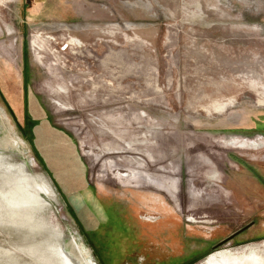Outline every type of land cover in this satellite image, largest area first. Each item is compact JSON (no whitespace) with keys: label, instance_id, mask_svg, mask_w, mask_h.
<instances>
[{"label":"rangeland","instance_id":"1","mask_svg":"<svg viewBox=\"0 0 264 264\" xmlns=\"http://www.w3.org/2000/svg\"><path fill=\"white\" fill-rule=\"evenodd\" d=\"M219 251L264 259V0H0V264Z\"/></svg>","mask_w":264,"mask_h":264},{"label":"bare ground","instance_id":"2","mask_svg":"<svg viewBox=\"0 0 264 264\" xmlns=\"http://www.w3.org/2000/svg\"><path fill=\"white\" fill-rule=\"evenodd\" d=\"M41 188L45 191L51 189L48 183L44 184ZM28 199L30 200L31 197H28ZM205 264H264V259L254 254H251V256L247 258L236 256L231 251H219L211 254L205 261Z\"/></svg>","mask_w":264,"mask_h":264},{"label":"flooded vegetation","instance_id":"3","mask_svg":"<svg viewBox=\"0 0 264 264\" xmlns=\"http://www.w3.org/2000/svg\"><path fill=\"white\" fill-rule=\"evenodd\" d=\"M98 217L100 218V222H101V223H99V221H98V223L102 224V226H104L105 223L110 222V226H109L110 228L114 227L115 228L114 230L118 229V231H121V228L124 229L122 226H120L119 224L116 223V220L110 214H104L102 212H98ZM190 221L194 222L196 220L193 218H190ZM107 228H106V230H110V228H108V229ZM112 233H117V232H112ZM111 236H112V234H111Z\"/></svg>","mask_w":264,"mask_h":264},{"label":"trees","instance_id":"4","mask_svg":"<svg viewBox=\"0 0 264 264\" xmlns=\"http://www.w3.org/2000/svg\"><path fill=\"white\" fill-rule=\"evenodd\" d=\"M89 206H90V209L92 210V215L96 218L97 222L99 221V223H100V218L98 217V212L96 210L97 208L94 207L93 204L92 205H89ZM107 223H105V224H107Z\"/></svg>","mask_w":264,"mask_h":264}]
</instances>
